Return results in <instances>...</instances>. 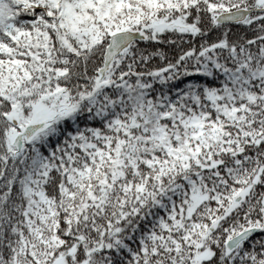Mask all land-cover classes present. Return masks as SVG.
<instances>
[{"label": "snow or ice", "instance_id": "obj_1", "mask_svg": "<svg viewBox=\"0 0 264 264\" xmlns=\"http://www.w3.org/2000/svg\"><path fill=\"white\" fill-rule=\"evenodd\" d=\"M0 264H264V0H0Z\"/></svg>", "mask_w": 264, "mask_h": 264}]
</instances>
